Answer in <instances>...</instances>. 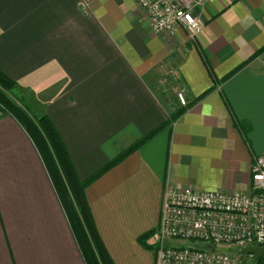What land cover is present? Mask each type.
<instances>
[{"label":"crops","instance_id":"obj_1","mask_svg":"<svg viewBox=\"0 0 264 264\" xmlns=\"http://www.w3.org/2000/svg\"><path fill=\"white\" fill-rule=\"evenodd\" d=\"M198 14L191 41L154 34L133 0H0V70L81 180L181 110L86 190L114 264H155L167 186L248 192L264 156V0H207ZM0 264H86L36 146L1 110Z\"/></svg>","mask_w":264,"mask_h":264},{"label":"built area","instance_id":"obj_2","mask_svg":"<svg viewBox=\"0 0 264 264\" xmlns=\"http://www.w3.org/2000/svg\"><path fill=\"white\" fill-rule=\"evenodd\" d=\"M133 1L156 35L183 31L195 41L203 32L198 11L207 0ZM153 239L155 264H255L242 250L264 248V156L252 161L248 192L167 186Z\"/></svg>","mask_w":264,"mask_h":264},{"label":"trees","instance_id":"obj_3","mask_svg":"<svg viewBox=\"0 0 264 264\" xmlns=\"http://www.w3.org/2000/svg\"><path fill=\"white\" fill-rule=\"evenodd\" d=\"M16 88V82L0 70V110L18 120L36 146L85 263L114 264L98 234L86 197V190L103 173L118 165L126 156L143 147L163 131L169 123L176 121L177 116H172L162 126L135 142L101 171L86 180H81L65 144L51 120L46 116L37 117L25 107L16 96ZM239 127L243 129L242 124ZM152 234L153 232H150L140 238V243L146 249H152V246L147 242ZM256 264H264V258L257 260Z\"/></svg>","mask_w":264,"mask_h":264},{"label":"water","instance_id":"obj_4","mask_svg":"<svg viewBox=\"0 0 264 264\" xmlns=\"http://www.w3.org/2000/svg\"><path fill=\"white\" fill-rule=\"evenodd\" d=\"M222 251H225L227 252L228 249H221ZM243 253L245 254H252L254 255V258H255V261L261 259V258H264V248H247V249H244L242 250Z\"/></svg>","mask_w":264,"mask_h":264},{"label":"rangeland","instance_id":"obj_5","mask_svg":"<svg viewBox=\"0 0 264 264\" xmlns=\"http://www.w3.org/2000/svg\"><path fill=\"white\" fill-rule=\"evenodd\" d=\"M176 98H178L177 97V94H176V96H175ZM174 111V112H173ZM173 111H170L171 112V114H170V116L172 117V116H174V115H176L177 113H178V115L181 113V110H174L173 109ZM154 235V234H153ZM256 264V263H255Z\"/></svg>","mask_w":264,"mask_h":264}]
</instances>
